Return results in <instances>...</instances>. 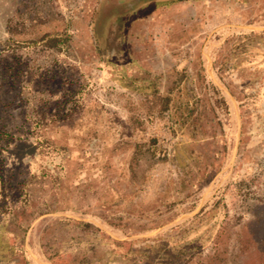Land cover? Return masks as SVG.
<instances>
[{
  "label": "rangeland",
  "instance_id": "1",
  "mask_svg": "<svg viewBox=\"0 0 264 264\" xmlns=\"http://www.w3.org/2000/svg\"><path fill=\"white\" fill-rule=\"evenodd\" d=\"M0 264H264V0H0Z\"/></svg>",
  "mask_w": 264,
  "mask_h": 264
},
{
  "label": "trees",
  "instance_id": "2",
  "mask_svg": "<svg viewBox=\"0 0 264 264\" xmlns=\"http://www.w3.org/2000/svg\"><path fill=\"white\" fill-rule=\"evenodd\" d=\"M14 25L11 21L8 23V31L12 35L16 34V31L14 29ZM39 40L44 41L45 45L52 48L57 46V44L60 41V38H58L55 35L50 34H44L39 38ZM176 91L175 87H171L168 89L166 94L160 96L161 100V111H171L174 110L176 112L180 111V115L182 117V123L188 124V123H194L198 119V114L196 112L200 111L199 102L201 99L198 96H195V100H187L186 102H182L179 104L174 96V92ZM203 93L207 95V101L205 102V107L208 108L209 111L216 114V110L220 109H228L227 100L223 96L222 91L216 86L214 83H210L209 85H205L202 90ZM154 144V143H153ZM140 151L138 150L134 154V161H138V153ZM159 150L155 146H151L149 148V153L152 156L159 155ZM84 225L95 227L90 223H84Z\"/></svg>",
  "mask_w": 264,
  "mask_h": 264
}]
</instances>
